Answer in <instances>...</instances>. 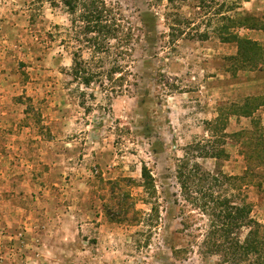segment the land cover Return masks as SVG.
Returning <instances> with one entry per match:
<instances>
[{
  "label": "rangeland",
  "instance_id": "374dc122",
  "mask_svg": "<svg viewBox=\"0 0 264 264\" xmlns=\"http://www.w3.org/2000/svg\"><path fill=\"white\" fill-rule=\"evenodd\" d=\"M106 1L135 28L122 88L107 79L87 87L74 77L78 44L62 42L70 22L61 0H0V264H214L197 246L207 217L184 199L176 169L189 144L208 138L207 122L222 105L264 94V70L228 71L224 58L236 46L212 33L197 0ZM241 3L264 11V0ZM176 12L210 37L193 30L172 42ZM242 33L264 47V29ZM254 117L264 125V107ZM252 122L230 115L224 133ZM224 146L228 158L199 161L243 174L248 162L236 138ZM144 164L152 194L142 185ZM256 173L244 191L264 224V165ZM123 178L143 211L138 224L108 214L117 207L110 183Z\"/></svg>",
  "mask_w": 264,
  "mask_h": 264
},
{
  "label": "trees",
  "instance_id": "16d2710c",
  "mask_svg": "<svg viewBox=\"0 0 264 264\" xmlns=\"http://www.w3.org/2000/svg\"><path fill=\"white\" fill-rule=\"evenodd\" d=\"M176 0H170L174 3ZM178 1V0H177ZM186 2L187 0H180ZM69 15L70 25L64 27L62 42L77 43L73 51L71 72L85 86L92 83L105 85V79L122 88L118 80L126 70L122 61L128 56L134 27L126 26L119 5L106 0H61ZM197 15L203 16L212 33L223 43H234L236 52L226 56L228 71L234 76L242 70H264V47L259 41L242 33V30L264 29V11L255 15L242 9L241 0H197ZM175 4V3H174ZM180 6V5H179ZM177 7L178 9L180 7ZM169 37L174 42L181 36L191 35L201 40L210 37L208 30L200 31V23L179 12L174 13ZM87 50L89 57L83 52ZM126 71V72H125ZM116 73L120 77L114 78ZM217 117L207 122L208 138L203 143L189 144L180 159L176 177L184 199L206 216L208 223L198 243L199 253L205 258L216 257L214 264H264V224L253 217L252 203L244 189L264 165V125L255 119L256 112L264 107V94L247 95L242 103L222 105ZM252 118L253 128L224 133L230 115ZM221 133V134H220ZM235 137L246 154L248 166L241 175H229L221 170L206 169L199 159L211 158L219 162L229 157L226 138ZM220 137H225L223 142ZM222 142V143H221ZM142 185L150 194L154 192V177L150 169L142 166ZM128 179L112 184L111 193L117 206L108 210L112 221L138 224L143 211L136 208L133 196L126 186ZM259 185L262 183L259 182ZM156 212V207H152ZM153 212L149 219H153ZM191 217L193 215H190ZM198 236V237H199ZM180 252V251H179Z\"/></svg>",
  "mask_w": 264,
  "mask_h": 264
}]
</instances>
